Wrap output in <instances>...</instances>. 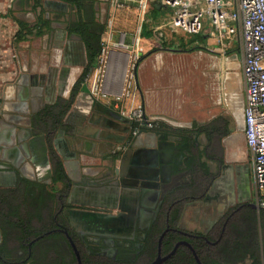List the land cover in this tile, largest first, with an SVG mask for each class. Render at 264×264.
<instances>
[{
  "label": "trees",
  "instance_id": "obj_1",
  "mask_svg": "<svg viewBox=\"0 0 264 264\" xmlns=\"http://www.w3.org/2000/svg\"><path fill=\"white\" fill-rule=\"evenodd\" d=\"M60 1L65 2L71 12L64 21L67 37L73 35L82 40L86 64L67 97L57 96L53 103H43L30 115V134L44 137L51 169L50 182L59 187L51 190L47 183L19 173L13 186L0 187V264H77L64 231L72 238L83 264H150L157 255L158 239L166 227L168 230L160 245L162 256L167 255L181 240L190 244L195 255L189 246L181 243L160 264H264L263 208L255 209L248 202L236 204L212 221L204 232L179 226L186 205L202 200L223 171L222 140L233 131L230 119L223 115L204 125L194 124L191 129L173 128L160 121L151 129L160 140L176 136L180 143L187 142V147L183 158H175L172 162L170 181L162 188L163 210L140 256L132 260L128 254L131 249L124 248L121 251L124 261L121 257V262H114L91 256L84 250L64 213L68 207L71 179L61 154L54 147V139L60 129L71 133L64 117L81 84L97 64L106 24L98 19L95 0ZM32 2L34 7L40 6V0ZM17 23L18 40L26 39L32 32L41 35L43 28L49 30L51 25V21L42 14L32 25L22 20H17ZM194 39L205 40L203 35L198 34L188 43L175 47V50L202 48L196 45L186 47Z\"/></svg>",
  "mask_w": 264,
  "mask_h": 264
},
{
  "label": "rangeland",
  "instance_id": "obj_2",
  "mask_svg": "<svg viewBox=\"0 0 264 264\" xmlns=\"http://www.w3.org/2000/svg\"><path fill=\"white\" fill-rule=\"evenodd\" d=\"M45 1L40 0V7L44 6ZM118 4L116 6L113 0H100L96 8L97 16L101 22L106 24V29L110 26V30H115L112 36L116 41L122 40L125 44H129L130 41L133 43L131 49L127 50V53L132 55L137 52L136 74L138 73L140 80L138 87L142 90L143 81L140 67L144 58L153 53L158 46L169 50L176 49L175 47L188 43V41L192 40V37L183 34L169 22L170 16L168 12L161 11L154 14L155 11H152V8L155 6L153 3H151V6L149 5V12L145 15L147 25L138 20L139 15L136 0H119ZM37 11L38 9L33 6L32 0L28 3L22 2V0H0V153L4 150H9L10 152L19 150L23 156L21 164H26L30 167H32L31 153L24 148L29 141L27 129L30 124L31 113L39 109L44 100L42 89L38 86H30L29 76L46 73L51 66L59 64L63 59L61 49L54 48L52 45L51 33L36 35L32 32L27 35L26 39L18 40L17 33L19 26L17 20H22L32 25L36 20ZM64 13L70 16L71 12L68 8H65L62 14L56 15V12L57 22L54 23L55 29L65 30L64 21L68 17ZM153 20L157 23V26L161 25L162 27L151 29ZM164 23L166 24L165 26H163ZM136 31L140 35L139 42L130 40L131 35H135ZM105 36L107 35H104L103 40L107 38ZM68 39V37H65V41ZM75 41L77 42L78 40ZM177 51L182 52L184 57L191 58V61L197 60V67L194 66L191 69L192 75L190 74L193 79L192 85L194 90L197 89L198 91H195L199 92L200 96L203 97L204 95L207 97L209 101L220 100L224 95L223 91L225 87L222 86L219 74L224 69H218L216 64H208L209 60L205 57L211 55L219 59L221 55L205 48ZM142 55L144 56L141 58ZM224 57L225 60L232 63V68L239 73L242 85L240 51L231 50L222 56V59ZM101 64L100 66L103 67L104 63ZM191 64L194 65V62H191ZM97 65L98 63L95 68ZM82 69L83 67H80L77 71V77L81 74ZM179 70L177 77L180 80H183L184 77L186 78L183 81L180 93L178 92L179 94L177 93L176 96L185 100L188 98V86H186V82L187 76H189V69ZM85 81L89 86L92 82L91 73ZM79 94H81L80 91H78L77 95ZM223 109L220 107L219 111L222 112ZM239 116L241 119V111ZM237 128L222 140L224 170L216 178V183L207 194L209 198L192 202L184 209L185 217L182 225L188 230L204 232L212 221L221 216L230 207L241 202H251L254 196V174L251 155L244 140L243 124L240 122ZM199 139L203 141L202 136ZM228 146L231 148L229 149ZM41 150L43 152L41 153L43 159H46L48 163V168L50 164L46 158L47 152L43 142ZM36 159L37 153H34L33 160L35 167H32L33 175L30 176V178L34 177V179L39 177L35 169ZM27 166L25 167L28 168ZM41 178H43L42 181L47 183L51 190L58 189L59 186L53 185L47 175ZM214 196L215 198H213ZM75 204V207L84 206L79 202H75Z\"/></svg>",
  "mask_w": 264,
  "mask_h": 264
},
{
  "label": "crops",
  "instance_id": "obj_3",
  "mask_svg": "<svg viewBox=\"0 0 264 264\" xmlns=\"http://www.w3.org/2000/svg\"><path fill=\"white\" fill-rule=\"evenodd\" d=\"M29 1L30 0H28V2ZM52 1H54L52 2L53 4L50 3L51 0H46L44 6L37 7V16L42 14L43 17L51 21L50 29L46 30L43 28V34L51 33L53 47L61 49L60 51L64 56V46L66 44L65 37L67 36H61L63 30L55 29L54 23L57 22L56 15L62 14L65 8L69 10V6L67 5L63 8L60 4L63 3L62 1ZM99 1L100 0H95V8H97ZM57 2L59 4L54 5V3ZM64 15L68 17V14L64 13ZM138 15V20L141 22L139 10ZM114 31L115 30H110V26L105 29L103 34V38L104 35H107L105 36L107 37L105 42L112 43L116 41L112 36ZM130 38L132 41L137 40V42H139L140 35L136 31V34L131 35ZM127 45L129 49H131L133 43L130 41ZM182 54V52L175 49L169 50L158 46L153 53H150L144 58L140 67L143 89H139V92L141 91L140 96L146 114L156 121L180 129H191L194 124L204 125L213 118L223 115L230 119L233 130L238 129V124L240 122L243 124L245 94L243 83L241 85L240 82L239 73L232 68V63L225 60V57L222 59V56L219 57V59L211 55L205 57L209 60L207 62L208 64H216L218 69H224L223 72L219 74L222 86L225 87L223 91L224 95L220 100L209 101L204 95L203 97L200 96V93L197 92L198 90L195 89L197 90L195 91L192 85L193 79L191 76V69H193L194 66L197 67V60L191 61V58H186ZM128 60L129 53H127L126 50L113 49L111 51L104 65L102 77L103 89L106 92L116 94L121 91ZM191 62H194V65L191 64ZM61 64L62 61L55 66ZM164 69H166V71H164ZM179 69H189V76H187L186 82V86H188V98L185 100L177 98L176 96L178 92L180 93L183 81L186 78L184 77L183 80H180L179 77H177L178 71H180ZM93 71L94 70H92L91 75ZM172 76L174 80L173 78L171 79ZM75 77L77 78V75ZM137 77L139 82L138 73ZM69 93L70 89L68 95ZM79 95L81 96V102H76V95L68 111V120L65 123L71 129V133H66L65 130L60 129L64 131V134L58 136L59 131L57 132L55 139L58 137L61 140L57 143L58 145H55L54 139V147L58 153L61 154L66 172L72 180L78 181L80 178H84L86 180L100 182L102 185H112V181H117L119 176H124L132 151L137 148H155L160 139L153 131L141 132L136 136L131 135L128 121L119 115L117 109H115L111 103L103 100L91 102L86 99L87 95L85 96L83 93ZM220 107L224 108L222 112L219 111ZM240 111L241 119L239 116ZM7 132L9 133V131ZM27 132L29 141L24 148L30 151L32 167H35L33 160L34 153H36V151L43 153L41 150L43 141L41 140V142L38 140L36 142L34 140L35 135L33 136L30 134V124ZM178 140L179 138L176 137L174 142L177 144ZM62 144H64V146ZM47 156L48 154L46 158ZM123 157L125 159L124 164L126 163L127 165L120 169V174L118 175L114 171L119 167V163ZM22 158V152L19 150L16 152L4 150L0 153L1 164L13 166L10 163L12 162L21 172L23 168L27 166L26 164H21L23 161ZM27 167L33 172L32 167L29 165ZM78 184L84 185L82 182ZM92 189H97V187L93 186ZM88 198L91 197L84 194L79 196V199ZM189 205L190 204H188L187 207ZM115 210L118 209L115 208ZM184 217L185 212L183 211L179 220V226L186 229L182 225Z\"/></svg>",
  "mask_w": 264,
  "mask_h": 264
},
{
  "label": "built area",
  "instance_id": "obj_4",
  "mask_svg": "<svg viewBox=\"0 0 264 264\" xmlns=\"http://www.w3.org/2000/svg\"><path fill=\"white\" fill-rule=\"evenodd\" d=\"M136 1L141 22L145 25L149 5L156 3L159 8H152L154 14L168 12L169 22L183 34L191 37L198 34L204 36V41L194 39L186 47L196 45L221 56L231 50L240 51L245 94L243 135L251 155L255 181L251 202L264 209V0ZM118 2L119 0H113L116 6L119 5ZM156 24L153 20L151 29L162 27ZM165 25L164 23L163 26ZM113 49L130 50L122 40L112 43L104 40L97 58V69H94L92 82L88 86L90 94L96 100L111 103L119 115L128 121L131 135L151 131L157 121L146 114L140 96L136 74L137 52L129 54L121 91L110 94L103 89L104 65ZM101 63H104L103 67L100 66Z\"/></svg>",
  "mask_w": 264,
  "mask_h": 264
},
{
  "label": "water",
  "instance_id": "obj_5",
  "mask_svg": "<svg viewBox=\"0 0 264 264\" xmlns=\"http://www.w3.org/2000/svg\"><path fill=\"white\" fill-rule=\"evenodd\" d=\"M51 1L50 3L53 4ZM55 4H59L54 3ZM61 6L64 8L67 6L66 3H60ZM155 8H159V5L156 3H153ZM61 36H67L66 30H63L61 33ZM74 38V39H72ZM75 40H78L77 42ZM80 44L82 48L83 58L81 61H76L75 55V45ZM65 54L63 56L62 64L59 66H51L46 73L42 74H32L31 77H34L35 82L30 83L31 86H38L42 89L43 97H44V103H52L55 101L57 96L63 95L67 96L69 92V88L72 85V83L76 80L75 74L79 70L80 67H83L86 64V55H85V48L82 40L76 36H70L69 39L66 41V44L64 46ZM62 80L65 82L64 87L62 90H58L56 92V89L59 84V80ZM79 91L85 96L87 95V100L91 102L97 101L91 94L90 89L86 82H83L81 84V87ZM76 102H81V96L77 95ZM85 101V100H83ZM68 114L64 117V123L68 120ZM64 134L63 130H59L58 136H61ZM35 141L41 140L43 137L42 135H38L34 137ZM176 137L169 136L165 140H159L157 143V146L152 149H144V148H137L131 153V158L129 160V164L127 165L125 162L124 157L122 158L121 162L119 163V167L115 169L116 174H120V169H122L124 166L127 165V167L130 165L133 166H146L148 168V171L151 172L150 175V181L147 182V186L144 188H147L151 193L155 194L157 196L159 194V184L160 182L167 181L170 177L171 170H172V159L173 154L175 151L179 150L181 147H179L175 142ZM58 137L55 139V145H58L57 143L60 141ZM64 146V144H62ZM17 151V150H16ZM47 159L49 161V158L47 156ZM13 167L17 168L16 165H14L12 162H10ZM128 163V162H127ZM50 168V167H49ZM18 171L21 172L19 168H17ZM143 169V168H142ZM13 173L12 171H0V187H9L13 186L15 184V177L12 182L6 181L7 174ZM21 174L29 179L37 180L40 182L43 178L38 177L37 179L30 178L26 175H24L22 172ZM51 175V169L49 173L47 174V177L50 179ZM125 176H128V173H125L124 176H119V179L117 181H112V185H102L100 182H95L91 180H86L84 178H80L78 181L71 180L72 184V190L70 192V196L68 198V201L73 203L75 201V198H73V194L76 191V184L77 182H82L84 185H87L85 190V195L90 196L91 198L88 199H79L76 200V202L81 203L82 205L86 206L89 209H69L66 211V215L69 217V220L71 224H79L82 226H86L88 229H97V230H103V231H114L116 227H121L123 223H125V217L126 214V206L124 201L122 200L121 192L122 188L125 187L123 181L125 180ZM148 176V175H147ZM97 187V189H92V187ZM88 188V189H87ZM113 194L114 200L110 202L108 195ZM102 196V197H101ZM120 197V198H119ZM250 206H252L255 209H259V206L254 202H248ZM118 209V213L114 212H108L111 209ZM104 210H107V212H104ZM148 211H151L148 209ZM154 212V211H153ZM156 214V213H155ZM168 230V227L164 229V231L161 233L158 239V255L157 257L150 263V264H160L162 260L170 256L176 249V247L183 243L190 247L192 252L195 255V252L193 248L190 246V244L185 241L181 240L177 242L173 249L165 256L160 255V245L161 240L164 235V233ZM66 236L71 243V246L74 250V253L76 255L77 264H83L81 262L79 252L71 239V237L67 234L65 231ZM1 239V235H0ZM196 260L199 262L198 258L196 257Z\"/></svg>",
  "mask_w": 264,
  "mask_h": 264
},
{
  "label": "flooded vegetation",
  "instance_id": "obj_6",
  "mask_svg": "<svg viewBox=\"0 0 264 264\" xmlns=\"http://www.w3.org/2000/svg\"><path fill=\"white\" fill-rule=\"evenodd\" d=\"M77 79L78 77L70 86V90L75 84V82L77 81ZM32 82L33 83L35 82L34 77L30 78V83ZM35 136H38V135H35ZM41 140L44 143L45 141L44 137ZM44 144L46 146V142ZM177 145L181 148L177 150L178 153L177 151L174 152L172 162L175 158L177 160H180L181 158H183L184 149L187 147V142L180 143L178 140ZM43 167L44 168L40 174L38 173V169L36 167V172L38 176L40 177L45 176L47 173V164H44ZM222 170H224V166ZM0 171H12L13 172V173L7 174L6 181L8 182H12L14 177L16 181L17 173L22 175L21 172L18 171L17 168L13 166H8L7 164L5 165V164L0 163ZM22 172L27 176L33 175V172L26 167L23 168ZM125 173H128V176H125L124 178L125 180L123 181V183L125 187L122 188L123 193L121 192L120 197H122V200L124 201L125 206L127 208L125 211L127 216L125 217V223H123L121 227L120 226L116 227L114 231L112 232L103 231V230L99 231L93 228L88 229L86 228V226H82L79 224H74V225L71 224L69 217L67 216L68 221H69V226L73 228V230L75 231V238L80 243H82L84 250L91 256L95 255L98 257H104L105 259H108L110 261L121 262L123 258L121 251L125 248L128 250L131 249V251H129L128 254L130 258L134 260L137 256H140L143 250L145 249L144 247H145V244L147 243L150 231L154 227L158 217L161 214V211L163 210L164 194H163L162 188L166 182L170 181L171 174L167 181L160 182L159 194L155 196V194L151 193L147 188H144L147 186V182L150 181L149 178L151 175V172L148 171V168H146V166L131 167L129 165L128 167H126ZM171 173H172V170H171ZM216 181L217 180L214 181V184L216 183ZM70 185H71V189H70V192H71L72 184ZM76 186H77L76 187L77 189L73 194V198H75V201H73V203L68 201V198L70 196V193H69L68 198H67L68 207L64 210L65 214H66V211L69 209H81V210L89 209L86 206L85 207L84 206L75 207L76 206L75 202L76 200H79V196L82 194L85 195L84 189L86 188L87 185H80L77 182ZM207 194L202 200H206L209 198ZM88 197L90 196L88 195ZM107 198H109L110 202H112L111 200H114L115 197L113 194H109ZM213 198H215V196ZM148 209H150L151 211H148ZM104 212H107V210H104ZM108 212L118 213L119 210L111 209ZM210 225H212V222L209 224V226ZM157 255H158V249H157ZM160 255L162 256L161 246H160ZM123 261H124V258H123Z\"/></svg>",
  "mask_w": 264,
  "mask_h": 264
},
{
  "label": "bare ground",
  "instance_id": "obj_7",
  "mask_svg": "<svg viewBox=\"0 0 264 264\" xmlns=\"http://www.w3.org/2000/svg\"><path fill=\"white\" fill-rule=\"evenodd\" d=\"M75 51H76V55H75V59H76V61H81L82 60V58H83V53H82V48H81V45L80 44H76L75 45ZM86 58V57H85ZM64 84H65V82H63L61 79L59 80V84H58V86H56L57 87V89H56V92L58 91V90H62V88L64 87ZM176 97V96H175ZM37 142V141H36ZM41 143V142H40ZM228 144V143H227ZM229 147V149L231 148L230 146H228ZM36 149V148H35ZM36 153H37V159H36V167H37V169H38V173L40 174L41 173V171L43 170V165L44 164H47V166H48V163H47V161H46V159H43V157H42V154L41 153H39V152H37L36 151ZM48 169V173H49V167L47 168ZM48 173H46V175L48 174ZM45 175V176H46ZM45 176H42V177H45ZM40 177V176H39ZM34 178V177H33ZM41 178V177H40ZM111 201H113V200H111Z\"/></svg>",
  "mask_w": 264,
  "mask_h": 264
}]
</instances>
